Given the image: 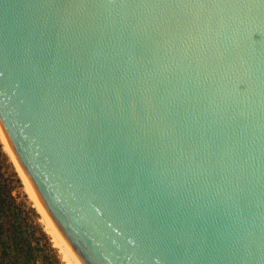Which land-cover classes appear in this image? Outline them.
Returning a JSON list of instances; mask_svg holds the SVG:
<instances>
[{"label":"water","instance_id":"1","mask_svg":"<svg viewBox=\"0 0 264 264\" xmlns=\"http://www.w3.org/2000/svg\"><path fill=\"white\" fill-rule=\"evenodd\" d=\"M0 132L82 264H264V0H0Z\"/></svg>","mask_w":264,"mask_h":264},{"label":"trees","instance_id":"2","mask_svg":"<svg viewBox=\"0 0 264 264\" xmlns=\"http://www.w3.org/2000/svg\"><path fill=\"white\" fill-rule=\"evenodd\" d=\"M0 264H63L47 233L38 234L24 215V207L13 193L9 168L21 183L12 162L0 142ZM34 210V209H33ZM45 242H43V238Z\"/></svg>","mask_w":264,"mask_h":264},{"label":"rangeland","instance_id":"3","mask_svg":"<svg viewBox=\"0 0 264 264\" xmlns=\"http://www.w3.org/2000/svg\"><path fill=\"white\" fill-rule=\"evenodd\" d=\"M0 142L3 146L4 152L8 155L10 161L12 162L14 169L21 180V183L17 182V178L13 175V171L9 168H6L4 171L7 172L8 179L11 180V184H13V193L16 197L17 201L22 204L24 209V215L27 220L32 224L35 225V229L40 236L41 230L47 233L53 247L58 251V255L60 260L63 264H67L64 260V256L62 253V247L57 243L56 238L52 232V229L49 225L47 217L45 216L44 212L41 210L40 206L37 204L32 192L30 190L29 184L25 180L24 176L21 173V169L17 164L11 150L9 149L3 135L0 132ZM0 160L5 162V159L2 155H0ZM34 209V210H33ZM43 238V237H41ZM45 242V238L42 239Z\"/></svg>","mask_w":264,"mask_h":264},{"label":"bare ground","instance_id":"4","mask_svg":"<svg viewBox=\"0 0 264 264\" xmlns=\"http://www.w3.org/2000/svg\"><path fill=\"white\" fill-rule=\"evenodd\" d=\"M21 173H22V171H21ZM22 175H23V173H22ZM29 187H30V185H29ZM30 190H31L32 195L34 196L37 204L40 206L41 210L44 212L45 216L47 217V220H48L49 225H50V227L52 229V232H53V234H54V236L56 238L57 243L62 247V253H63V256H64V260L67 262V264H82L79 261V259L76 257V255L72 252V250L68 247V245L65 243V241L62 239L60 234L58 233L57 229L55 228V226L53 225L52 221L48 217L47 213L45 212L44 208L42 207L41 203L39 202L38 198L36 197L35 193L31 189V187H30Z\"/></svg>","mask_w":264,"mask_h":264}]
</instances>
